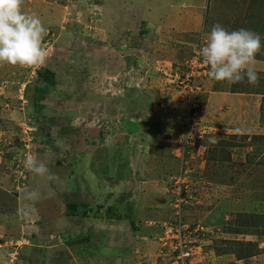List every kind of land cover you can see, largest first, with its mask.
Masks as SVG:
<instances>
[{
    "label": "rangeland",
    "instance_id": "obj_1",
    "mask_svg": "<svg viewBox=\"0 0 264 264\" xmlns=\"http://www.w3.org/2000/svg\"><path fill=\"white\" fill-rule=\"evenodd\" d=\"M106 3L23 0L47 59L0 66V264H163L179 185L183 223L214 232L196 230L197 261L229 249L264 260V138L206 121L209 76L183 74L214 24L264 45V0H128L125 14ZM44 68L56 83L37 100ZM29 155L57 179L27 171Z\"/></svg>",
    "mask_w": 264,
    "mask_h": 264
},
{
    "label": "clouds",
    "instance_id": "obj_2",
    "mask_svg": "<svg viewBox=\"0 0 264 264\" xmlns=\"http://www.w3.org/2000/svg\"><path fill=\"white\" fill-rule=\"evenodd\" d=\"M22 4L23 0H0V66L32 68L43 65L47 59L42 47L46 34L43 23L35 14H25ZM262 47L264 45L258 33L244 28L229 31L217 23L204 37L197 55L202 58L204 66L208 67L211 79L236 84L247 78L249 84L257 85L259 77L253 65ZM23 167L36 175L46 176L49 180L57 179L48 166L35 156H26ZM26 196L37 199L39 194L29 191ZM200 226L201 241H204L210 232ZM198 241L197 239L194 243ZM192 255L191 264H201V260H196L200 253L194 252Z\"/></svg>",
    "mask_w": 264,
    "mask_h": 264
},
{
    "label": "crops",
    "instance_id": "obj_3",
    "mask_svg": "<svg viewBox=\"0 0 264 264\" xmlns=\"http://www.w3.org/2000/svg\"><path fill=\"white\" fill-rule=\"evenodd\" d=\"M106 1L105 11L107 13L109 11L114 14L129 12L128 0ZM110 1L112 5L108 3ZM138 1L141 2V0ZM253 67L259 77L257 85L249 84L247 78L243 82L229 84L227 82H217L210 77L203 79L202 84L203 91H207V94H205L206 121L210 120L212 122V120L217 119L220 123L234 126L236 134L243 136L245 139H253L254 136L264 138V59L255 57ZM259 169L264 171V164ZM223 206L224 214H226L227 208H229L228 203L224 202ZM216 214L214 219L217 217L219 220L223 213L216 210ZM209 232L214 233L210 230ZM250 240L253 242V239ZM226 251L215 255L212 264H247L245 262L247 259L251 260L252 264H264L261 253L238 257L234 254L236 249Z\"/></svg>",
    "mask_w": 264,
    "mask_h": 264
},
{
    "label": "built area",
    "instance_id": "obj_4",
    "mask_svg": "<svg viewBox=\"0 0 264 264\" xmlns=\"http://www.w3.org/2000/svg\"><path fill=\"white\" fill-rule=\"evenodd\" d=\"M203 41H200L193 50L192 56L185 60L186 68L183 71L185 75L184 80L187 81L191 85H196L197 78L201 77V75H205L208 73V67L204 66L202 62V58L197 55L198 49L202 46ZM205 73V74H204ZM195 82V83H193ZM194 98H192L193 102ZM194 103V102H193ZM189 125L187 124L186 128L188 129ZM188 133L185 134V140L187 138ZM186 194L185 188H182V185L178 187L175 191L173 208H175L176 218L173 219L170 223H168V231H166L167 238H165L163 242L165 245L170 248L172 251V256L169 260H164L163 264H191V259L193 257L194 251L192 250V245L197 239L194 237L196 230L201 229V226H197L194 230H189L187 225L183 223L182 220V204L185 203ZM172 235V236H171ZM166 255V253H165ZM161 257V256H160Z\"/></svg>",
    "mask_w": 264,
    "mask_h": 264
},
{
    "label": "trees",
    "instance_id": "obj_5",
    "mask_svg": "<svg viewBox=\"0 0 264 264\" xmlns=\"http://www.w3.org/2000/svg\"><path fill=\"white\" fill-rule=\"evenodd\" d=\"M39 76V82L35 86V97L37 100L42 98V95L49 91V86H53L56 83L54 72L48 68L43 70H37Z\"/></svg>",
    "mask_w": 264,
    "mask_h": 264
}]
</instances>
